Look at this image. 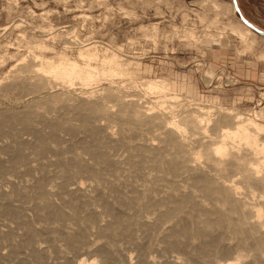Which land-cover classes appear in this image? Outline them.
Returning a JSON list of instances; mask_svg holds the SVG:
<instances>
[{
  "label": "bare ground",
  "instance_id": "6f19581e",
  "mask_svg": "<svg viewBox=\"0 0 264 264\" xmlns=\"http://www.w3.org/2000/svg\"><path fill=\"white\" fill-rule=\"evenodd\" d=\"M221 20L173 33L229 32L250 51L257 31ZM139 28L157 43V23ZM47 33L0 55L15 59L0 80V264H264V108L203 105L184 81L136 78L122 46L58 49Z\"/></svg>",
  "mask_w": 264,
  "mask_h": 264
},
{
  "label": "rangeland",
  "instance_id": "374dc122",
  "mask_svg": "<svg viewBox=\"0 0 264 264\" xmlns=\"http://www.w3.org/2000/svg\"><path fill=\"white\" fill-rule=\"evenodd\" d=\"M216 1L220 10L204 5L203 0H0V55L7 45L11 54L22 52L24 48L18 45L22 34L36 35L42 28L48 32L44 38L58 49L66 42L96 40L122 46L126 58L140 62L136 78L163 76L184 81L186 87L179 90L203 105L235 106L244 112L264 108V61L257 58L264 51V35L256 32L252 49L239 56V40L229 32L221 41L204 40L194 46L173 33V27L182 30L183 24L194 22L202 30L217 14L226 22H242L237 9L229 10L233 0ZM239 7L249 21L264 29V0H239ZM198 13L208 21L200 22ZM184 14L189 16L187 21ZM153 23L161 32L157 43L139 28ZM13 59L0 62V80Z\"/></svg>",
  "mask_w": 264,
  "mask_h": 264
},
{
  "label": "water",
  "instance_id": "95a60500",
  "mask_svg": "<svg viewBox=\"0 0 264 264\" xmlns=\"http://www.w3.org/2000/svg\"><path fill=\"white\" fill-rule=\"evenodd\" d=\"M237 11L239 12L242 20L247 23L251 28H253L255 31H257L258 33L264 35V30L260 29L259 27H257L256 25H254L252 22H250L247 18H245V16L241 13V10L238 8L237 6Z\"/></svg>",
  "mask_w": 264,
  "mask_h": 264
}]
</instances>
